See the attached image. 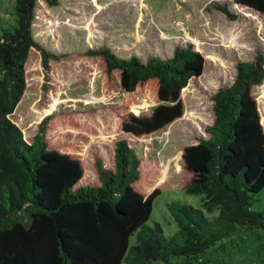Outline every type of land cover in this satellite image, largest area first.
<instances>
[{
	"label": "trees",
	"instance_id": "1",
	"mask_svg": "<svg viewBox=\"0 0 264 264\" xmlns=\"http://www.w3.org/2000/svg\"><path fill=\"white\" fill-rule=\"evenodd\" d=\"M235 1L264 15V0ZM38 2L16 0L17 25L0 33V264H170L241 231L264 233V210L253 209L264 188V126L253 94L264 81L262 49L252 60L239 61L233 83L213 95L208 136L183 148L179 185L202 195V208L168 203L179 225L168 237L159 223L146 224L161 192L160 167L139 157L127 139L115 143L111 164L95 157L98 181L90 183L82 144L50 140L52 115L41 121L31 142L13 120L27 86L30 50L40 52L46 77L50 60L60 58L34 37ZM219 9L234 17L226 6ZM88 53L105 62V93L126 92L114 113L121 132L136 137L183 116L182 90L203 74L206 61L191 43L175 47L170 57L146 60L122 57L108 46ZM137 94L156 102L150 115L131 109ZM215 210L217 215L205 214Z\"/></svg>",
	"mask_w": 264,
	"mask_h": 264
},
{
	"label": "rangeland",
	"instance_id": "2",
	"mask_svg": "<svg viewBox=\"0 0 264 264\" xmlns=\"http://www.w3.org/2000/svg\"><path fill=\"white\" fill-rule=\"evenodd\" d=\"M16 0H0V33L17 25ZM226 6L229 17L219 8ZM37 41L54 54L48 77L40 52L31 49L26 62L27 86L12 115L31 142L41 121L52 115L48 136L54 145L80 143L84 148L85 175L98 181L93 168L96 156L112 163L115 143L127 139L136 154L160 167L158 187L148 226L159 223L166 236L174 235L178 221L168 203L182 201L202 208V195L188 193L179 185L181 153L185 146L207 137L205 128L214 121L213 95L236 77V64L264 52V15L233 0H39L33 23ZM188 43L205 57L203 74L182 90L183 116L156 133L136 137L121 132L115 109L126 92L105 93V62L88 51L104 46L118 55L170 57L177 46ZM264 126V81L254 86ZM156 102L137 94L131 109L150 115ZM49 140V141H50ZM253 209L264 210V188L255 195ZM219 210L205 211L214 216ZM136 236L130 238V244ZM122 264H126L123 262ZM154 264H166L156 261ZM170 264H264V233L241 231L190 257Z\"/></svg>",
	"mask_w": 264,
	"mask_h": 264
},
{
	"label": "water",
	"instance_id": "3",
	"mask_svg": "<svg viewBox=\"0 0 264 264\" xmlns=\"http://www.w3.org/2000/svg\"><path fill=\"white\" fill-rule=\"evenodd\" d=\"M233 2H234L235 4H237L235 0H233ZM197 77H199V76H197ZM197 77H196V78H197Z\"/></svg>",
	"mask_w": 264,
	"mask_h": 264
}]
</instances>
